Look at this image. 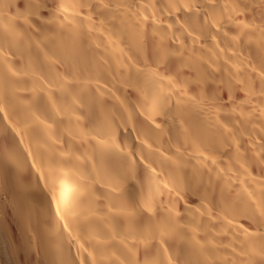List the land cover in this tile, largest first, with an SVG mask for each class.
I'll list each match as a JSON object with an SVG mask.
<instances>
[{
	"label": "bare ground",
	"instance_id": "6f19581e",
	"mask_svg": "<svg viewBox=\"0 0 264 264\" xmlns=\"http://www.w3.org/2000/svg\"><path fill=\"white\" fill-rule=\"evenodd\" d=\"M0 264H264V0H0Z\"/></svg>",
	"mask_w": 264,
	"mask_h": 264
}]
</instances>
